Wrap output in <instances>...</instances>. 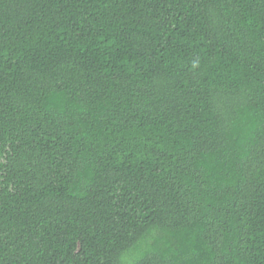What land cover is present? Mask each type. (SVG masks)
<instances>
[{
	"label": "trees",
	"instance_id": "trees-1",
	"mask_svg": "<svg viewBox=\"0 0 264 264\" xmlns=\"http://www.w3.org/2000/svg\"><path fill=\"white\" fill-rule=\"evenodd\" d=\"M0 264H264V0H0Z\"/></svg>",
	"mask_w": 264,
	"mask_h": 264
}]
</instances>
